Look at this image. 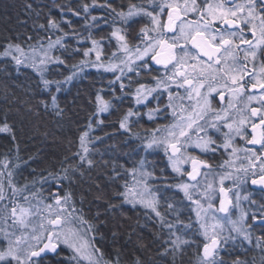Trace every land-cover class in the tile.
<instances>
[{
    "label": "snow or ice",
    "instance_id": "1",
    "mask_svg": "<svg viewBox=\"0 0 264 264\" xmlns=\"http://www.w3.org/2000/svg\"><path fill=\"white\" fill-rule=\"evenodd\" d=\"M147 3V7L130 3L127 12L114 8L111 3L99 5L110 9L125 24L134 16L146 17L148 23L134 37L138 41L135 44L129 42L126 32L114 28L110 35L115 38L118 49L111 54L112 60L107 64L103 44L90 35L92 47L84 50L83 56L94 53L95 60H82L80 65L91 64L108 72L119 70L121 75L116 81H121L122 91L125 69L140 74L136 61L150 57L156 65L162 66L163 75L153 77L155 87L138 85L135 103L143 104L153 92L163 90L168 99L165 108L149 109L147 116L152 120L161 111L170 110L172 120L152 129L143 148L145 151L163 150L176 174L175 183L168 187L183 194L194 218L189 216L185 222L173 203L167 204L169 214H175L173 220L160 211L158 190L153 191L148 183L154 173L145 168L144 159L139 161L138 167L124 170L132 177V183L125 180L121 186L123 190L114 195L133 208H144L146 215L147 212L154 214L160 229L157 240L163 245L160 255L170 256L172 264L184 255L187 246L196 242L188 238L189 234L202 237L196 264H225L220 257L224 245L230 241L252 244L249 211L241 205V200H249V195L242 197L238 189L249 180L252 185L264 188V0H147ZM93 6H97L96 0H92V5L81 4L79 10L69 7L68 11L80 16L82 10L87 26L89 9ZM25 7L30 12L35 11L31 3ZM36 15L40 13L36 12ZM100 19L91 16L92 26H98ZM63 22L71 27V21ZM38 27L52 35L57 32L62 35H56L55 39L49 35L46 45H30L27 50L22 44L9 41L0 57L10 58L18 68L23 65L35 70L42 90L50 97V103L42 100L40 104L45 110L50 108L55 116L62 117L64 109L51 91L54 85L55 92H59L62 81L47 79L45 73L49 63L65 64L64 59L50 53L57 47L67 50L64 41L69 33L63 30L61 21L51 16L46 24L40 23ZM71 35L77 36L75 31ZM120 56L123 58L119 59ZM142 66L148 68L147 63ZM75 75L73 72L65 80L71 81ZM213 94L219 98L221 107L213 106ZM95 102L94 115L106 113L113 107L99 93ZM138 115L129 108L119 121L120 128L130 130V118ZM91 127L90 122L88 128ZM0 133L11 134L15 140L7 115L0 123ZM237 138L244 141L245 146H238ZM91 142L89 131H83L79 136V150L72 153L75 162L66 156L59 172L49 171L47 176L41 175L39 180L33 178L22 186L14 183L11 170L0 171V264H42L49 254L55 264H122L120 249L113 258L106 257L97 246L98 229L77 207L72 190L78 178L82 179L86 170L96 166L88 146ZM189 148L199 149L204 154L221 149L227 152L229 159L220 165L225 170L213 171L207 160L192 155ZM186 165H190V169ZM3 167L9 168L7 160ZM228 168L233 171L226 170ZM112 172V179L120 177L115 166ZM225 181H231V186H226ZM38 183L39 188L36 187ZM45 184H49L47 195L44 194ZM250 202L257 204L254 200ZM233 210H237L238 215ZM257 211L259 216L253 213L251 218L264 225V203L257 205ZM116 236L113 232V237ZM100 238L104 237L101 235ZM137 247L147 251V246L141 242ZM255 247L264 253V237L256 238ZM65 250L67 255L62 256ZM127 264H145V260L133 254ZM231 264H256V260L255 257L252 261L237 257ZM260 264H264V254Z\"/></svg>",
    "mask_w": 264,
    "mask_h": 264
},
{
    "label": "trees",
    "instance_id": "2",
    "mask_svg": "<svg viewBox=\"0 0 264 264\" xmlns=\"http://www.w3.org/2000/svg\"><path fill=\"white\" fill-rule=\"evenodd\" d=\"M111 3L114 8H121L127 12L130 3L148 6L147 0H96V5L89 9L88 25H85V14L81 10L80 16H75L68 11L69 7L79 10L80 5L87 3L92 5V0H0V52L9 42L20 43L27 50L28 47L38 46L39 43L47 44V37L52 35L38 27L45 23L51 16L61 21V27L69 36L65 37L67 50L57 47L50 55L65 60V64L49 63L45 77L50 80L62 81L61 90L55 92L53 85L51 91L57 96L60 107L64 109L62 117H57L51 109L45 110L40 101H49V93L42 90L40 77L35 70L23 65L19 68L10 58L0 57V123L7 115V122L14 130L15 140L11 134L0 133V171L13 172V181L17 186L30 183L33 178L39 180L40 176H47L49 171L59 172L61 162L69 157L75 162L72 153L79 150V136L83 131H89L91 143L88 145L92 153V159L96 166L86 170L85 176L78 178L77 183L72 186L75 193L76 205L83 210L87 220L96 225V244L105 252L106 257H115L116 250L122 252V264H127L133 258V254L139 255L145 260V264H172L170 256H162L163 245L157 240L160 233L158 222L154 214L147 212L144 208L123 203L122 199L115 196L116 191H122L125 180L132 183V177L125 173V169L139 166V161H146L145 168L154 173V178L148 183L153 191H157L160 198V211L173 220L175 214H169L168 203L176 205L180 218L187 222L191 212L189 202L184 200L183 194L175 188H169L174 184L175 173L172 172L167 156L162 149L147 150L143 143L149 137L152 129L166 125L172 118L168 111H161L158 117L149 120L147 113L149 109H164L166 102L161 92L146 105L135 103V90L139 84L151 86L153 77L160 76L159 71L152 66L150 60L136 64L139 75L135 72L124 71L122 82L125 85L123 91L120 88L121 81H116L120 76L116 72H108L102 68H96L91 64L80 65L82 60L94 61V53L84 57V50L91 48V38L101 41L104 47V62L107 64L112 60L111 54L118 49L117 42L110 38V30L114 26L121 25L124 31L130 35L129 42L137 41L132 38L140 27L148 23V18L138 16L133 18L128 25L116 17L110 9L100 7L105 3ZM31 3L35 11H29L25 5ZM59 5L60 7H56ZM63 10V11H62ZM36 12L40 15L37 16ZM91 16L101 17L98 26L93 27ZM63 21H71V27ZM106 21V23H105ZM75 31L77 36L71 35ZM28 37L32 39L29 40ZM103 38V39H101ZM79 49V51H76ZM147 63L148 68H143ZM72 65H77L73 68ZM82 67V71H81ZM126 70V69H125ZM76 75L71 81L65 78ZM115 81V83H112ZM97 93L104 99L109 100L113 107L106 113L95 114ZM163 100V102H161ZM161 102V103H160ZM132 108L138 112L129 120V129H121L119 121L123 115ZM31 109V111L29 110ZM103 123H99V121ZM91 122V129L88 124ZM213 167L218 168L222 164L223 155L203 154ZM9 162V168L4 169L3 162ZM104 162H107L105 164ZM113 166L120 172V177L112 179ZM123 166V167H121ZM163 170V172L161 171ZM51 183V182H50ZM67 187V182H65ZM37 188L40 187L38 183ZM49 184L44 185L48 194ZM251 200L246 202L245 209L249 211L248 223L252 232V244L237 241L229 242L220 250V257L225 264H231L237 257L252 261L255 257L256 264H260L262 254L255 247L256 238L264 237V225L259 220H252V214L256 213L257 205L264 203V193L254 192ZM256 201L252 204L250 201ZM82 201V202H81ZM114 205V207H109ZM152 218L149 219L148 217ZM84 227H87L86 225ZM113 232L117 236L113 237ZM101 235L104 237L101 239ZM166 238V232L164 233ZM129 236L131 239L129 240ZM189 239L196 241L185 248L183 256L178 257L176 264H196L201 250L202 237L189 234ZM141 242L147 246V251H140L137 243ZM247 250V251H245ZM67 255V250L62 256ZM42 264H55L54 258L49 254Z\"/></svg>",
    "mask_w": 264,
    "mask_h": 264
},
{
    "label": "rangeland",
    "instance_id": "3",
    "mask_svg": "<svg viewBox=\"0 0 264 264\" xmlns=\"http://www.w3.org/2000/svg\"><path fill=\"white\" fill-rule=\"evenodd\" d=\"M136 17H138V16H134V17H132L131 19H133V18H136ZM130 19V20H131ZM114 28H120L121 30H122V32H125L124 31V28L123 27H121V25H117V26H114L113 28H112V30H110V33H109V36H110V38H112L111 37V32L114 30ZM141 28V27H140ZM139 28V29H140ZM139 29H138V31L133 35V37L132 38H134L135 36H136V34L139 32ZM127 34H128V32H127ZM128 38H130V35H128ZM114 40H115V38H113ZM137 43H138V41H137ZM118 46V45H117ZM123 57L122 56H120L119 57V59H122ZM145 60H150V57H145ZM117 62H118V60H117ZM140 62H143V61H136L135 62V65L136 64H138V63H140ZM103 69V68H102ZM104 70V69H103ZM119 71V70H118ZM125 71H127V69L125 70ZM128 72V71H127ZM119 75L121 74L120 72L118 73ZM159 75H163V70H161V72H159ZM155 80L153 79V81H152V85L151 86H147V87H155ZM175 89H173V91H174ZM160 91H162L163 92V90H160ZM181 92H183V90H180ZM163 93H165V95L167 96V93L166 92H163ZM157 94V92H153L152 93V95L151 96H149L148 97V99L143 103V104H140V105H146V104H148V102L150 101V99H152L153 98V96H155ZM215 95L213 94V97H214ZM213 100V99H212ZM167 102H168V99H167ZM167 104V103H166ZM168 114L171 116V112H170V110H168ZM156 117H158V115H155L154 116V118H156ZM172 118V117H171ZM188 152H190L192 155H195V156H199L201 159H203L204 158V156H203V154L204 153H200V150L199 149H194V148H189L188 149ZM198 152V153H197ZM225 152V151H224ZM223 152V153H224ZM242 155V154H241ZM224 156H225V159H224V161L225 160H227V159H229V156H228V154H227V152H225L224 153ZM236 165L238 166L239 165V162L237 161L236 162ZM212 166V165H211ZM186 168H189L190 169V165H186L185 166ZM212 170L213 171H215V172H222V171H224L225 169H222V168H216L215 169V167H213L212 166ZM226 170H228V171H233V169H231V168H228V169H226ZM204 171H207L206 169L204 170ZM209 179H211V176L209 177ZM225 184L227 185V186H231V184H232V182L231 181H225ZM245 189H246V186H245V184L244 185H242L239 189H238V191L240 192V194H241V196L243 197L244 196V191H245ZM237 189H234V191H236ZM246 202L247 201H245V200H241V205H242V207H244L245 208V206H246ZM234 212H235V214L236 215H238V211L237 210H233ZM234 218H235V216H234Z\"/></svg>",
    "mask_w": 264,
    "mask_h": 264
},
{
    "label": "flooded vegetation",
    "instance_id": "4",
    "mask_svg": "<svg viewBox=\"0 0 264 264\" xmlns=\"http://www.w3.org/2000/svg\"><path fill=\"white\" fill-rule=\"evenodd\" d=\"M132 21V19L131 20H129V22L127 23V24H125L124 22H123V25H128L130 22ZM159 72H161V70H163L162 69V66H160V67H158V68H156ZM175 91V90H174ZM161 92V96L162 97H164V99H165V102L167 103V96L165 95V93H163L162 91H160ZM161 102H163V100H161ZM160 102V103H161ZM212 102H213V106L214 107H217V108H219V107H221L222 105H221V103L219 102V98L218 97H213V100H212ZM253 106H255V103H253ZM225 131H226V129H225ZM215 135H218V134H215ZM236 144L238 145V146H245V142L244 141H242V140H240L239 138H237V140H236ZM250 147V146H249ZM258 147V146H257ZM224 151L221 149V150H218L217 152H215V153H212V154H221V155H223V159H222V164H223V162H224V159H225V156H224V153H223ZM198 153V152H197ZM201 153V152H200ZM208 154H210V153H208ZM210 164V163H209ZM221 164V165H222ZM211 165V164H210ZM220 167V166H219ZM218 167V168H219ZM215 169H216V167H215ZM227 186V185H226ZM245 186H246V189H245V191H244V195H249V200H251V198H252V194L254 193V192H257V193H264V188H262L261 186H259V185H252L251 184V181L249 180L248 181V183H246L245 184ZM248 201V200H247Z\"/></svg>",
    "mask_w": 264,
    "mask_h": 264
},
{
    "label": "water",
    "instance_id": "5",
    "mask_svg": "<svg viewBox=\"0 0 264 264\" xmlns=\"http://www.w3.org/2000/svg\"><path fill=\"white\" fill-rule=\"evenodd\" d=\"M151 64L153 67L157 68V67H160V65H156L152 60H151Z\"/></svg>",
    "mask_w": 264,
    "mask_h": 264
}]
</instances>
